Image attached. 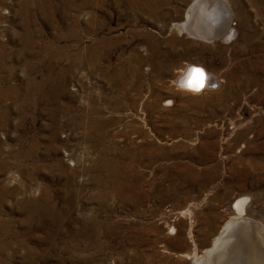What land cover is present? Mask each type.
Segmentation results:
<instances>
[{
  "label": "rangeland",
  "instance_id": "rangeland-1",
  "mask_svg": "<svg viewBox=\"0 0 264 264\" xmlns=\"http://www.w3.org/2000/svg\"><path fill=\"white\" fill-rule=\"evenodd\" d=\"M195 1L0 0V264H196L228 221L263 233L264 0H223L209 42Z\"/></svg>",
  "mask_w": 264,
  "mask_h": 264
},
{
  "label": "bare ground",
  "instance_id": "bare-ground-1",
  "mask_svg": "<svg viewBox=\"0 0 264 264\" xmlns=\"http://www.w3.org/2000/svg\"><path fill=\"white\" fill-rule=\"evenodd\" d=\"M199 8H201V10H199ZM213 11H219V20L217 19V16L215 17L218 23L216 21H213L214 23L210 21V16ZM220 16L221 8L219 6L218 0H196L189 6L185 16V20H194L196 22V26L193 31L188 30L189 34L196 38H204L207 34L213 33V31L221 27ZM188 20L187 22H184L188 23ZM183 24L181 29L188 27L185 26L186 24ZM226 24L224 23V30L227 29ZM231 33L233 34V30L227 29V36H225L227 38H231ZM223 35L224 34L222 33L221 36L223 37ZM191 66L195 65L191 64ZM191 66H189L187 69L184 68V71L179 74L176 81L177 84H179L178 87L180 89L192 94H198L210 85L211 79L207 70L203 66H200L206 71L207 75L203 88L199 91L195 89H187L186 80L191 74L189 70ZM197 76V74H194L190 79L191 82L189 81V83H192L195 86L196 83L193 82H195ZM244 200V198H238L232 205V209L237 214V217L235 215V219L241 218V216L244 215ZM249 224L250 223L245 224L241 221L236 222V220L228 221L222 230L231 227L230 232L225 233L224 236H221L220 230V235L215 237L211 246L207 248L208 251L205 252V262H202V259L201 263L196 261V264H264V231L261 233L258 226L252 224L253 227H251ZM214 242L219 243L218 248Z\"/></svg>",
  "mask_w": 264,
  "mask_h": 264
},
{
  "label": "water",
  "instance_id": "water-1",
  "mask_svg": "<svg viewBox=\"0 0 264 264\" xmlns=\"http://www.w3.org/2000/svg\"><path fill=\"white\" fill-rule=\"evenodd\" d=\"M218 3H219V6L221 8V16H220L221 27H219L217 30L213 31V33L207 34L204 38H197V39L202 40V41H206V42L214 41V40H218L220 38V36L222 35V33H224V23L226 24V22L228 20V17H229V13H228L227 6H226V4H225V2L223 0H218ZM218 18H219V15H218L217 19ZM194 68H199V69L202 70V72L204 74L203 80L202 81L199 80V77L197 76V78L195 79V82H193V83H196L195 86L192 83H189L191 77L194 74H196V73H192L191 72V74L189 75V78H187V80H186V86H187L186 88L189 89V90H194L195 89V90L199 91V90H201L203 88V86L205 84V81H206V78H207V75H206V71L200 66H191L189 68V70L194 69ZM248 223H250L249 226H251V227H253L252 224H254L255 226H258L254 222H248ZM230 228L231 227L226 228L227 230L226 229L225 230H221V232H220L221 236H224L225 233H229L230 232ZM218 235H220V234H218ZM214 243H215V245L218 248L219 247V243L218 242H214Z\"/></svg>",
  "mask_w": 264,
  "mask_h": 264
},
{
  "label": "snow or ice",
  "instance_id": "snow-or-ice-1",
  "mask_svg": "<svg viewBox=\"0 0 264 264\" xmlns=\"http://www.w3.org/2000/svg\"><path fill=\"white\" fill-rule=\"evenodd\" d=\"M190 72H192V73H196V74L198 75V77H199V80H201V81L203 80V76H204V74H203V72H202L201 69H199V68H194V69H191Z\"/></svg>",
  "mask_w": 264,
  "mask_h": 264
}]
</instances>
